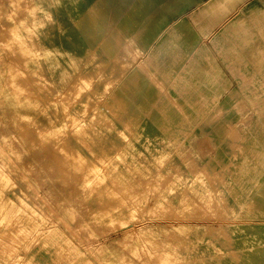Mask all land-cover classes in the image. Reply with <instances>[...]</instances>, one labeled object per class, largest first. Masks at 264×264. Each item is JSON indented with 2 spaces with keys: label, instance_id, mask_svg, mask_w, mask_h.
Listing matches in <instances>:
<instances>
[{
  "label": "rangeland",
  "instance_id": "obj_1",
  "mask_svg": "<svg viewBox=\"0 0 264 264\" xmlns=\"http://www.w3.org/2000/svg\"><path fill=\"white\" fill-rule=\"evenodd\" d=\"M88 1L61 0V27L55 26L45 40L60 51L51 61L56 60L51 70L55 79L70 75L63 86H54L39 69L21 62L14 65V77L2 81L16 89L19 101L28 100L44 117L54 116L61 102L68 106L61 112L60 125L51 128L43 127L35 116L0 115V148L5 154H0V209L6 201L13 206L9 215L0 216V264H264V213L239 215L238 222L252 223L227 220L226 202L213 187L216 184L200 175L202 161L213 155L224 137L242 134L246 117L258 120L246 92L263 88L264 82L244 70L247 76L240 78L242 70L235 67L247 63L226 61L241 56L225 54L224 43L213 45L217 33L213 32L238 15L249 18L243 9L253 8L256 15L242 24L248 40L259 39L257 49L264 56V0H199L163 13L160 32L177 26L173 42L178 51L171 63L147 68L159 112L157 129L142 130L150 135L160 132L177 147L191 131L198 133L196 143L191 140L179 148L143 134H122L100 109L106 95V88L99 91L103 78L93 79L82 93L70 90L92 72V60L76 59L83 43L75 23ZM220 3L226 11L218 7ZM2 43L0 34V63L9 60ZM138 69L144 72L143 67ZM171 71L185 85L175 88L174 94L191 107L189 113L165 109L163 97L175 82L165 78ZM234 89L243 109L236 111L234 102L224 105L220 116L228 118V133L201 128L209 105L204 100L223 101ZM252 99L260 104L263 97L257 94ZM177 122L186 125L179 128ZM249 130L254 131L252 145L257 147L251 163L241 158L238 164L223 167L229 177L242 181L235 182L239 186L264 179V128ZM211 131L218 133L210 136ZM103 139L113 148L108 156L101 150ZM16 161L22 169H17ZM64 210L71 216H64Z\"/></svg>",
  "mask_w": 264,
  "mask_h": 264
},
{
  "label": "crops",
  "instance_id": "obj_2",
  "mask_svg": "<svg viewBox=\"0 0 264 264\" xmlns=\"http://www.w3.org/2000/svg\"><path fill=\"white\" fill-rule=\"evenodd\" d=\"M195 1L199 0H89L83 6L82 13L76 21V30L82 40L83 50L81 53L77 52L76 59L79 61L81 56L85 60L84 56H86L87 59L92 60V73L96 77L104 79L99 83V88L102 90L108 87L100 109L108 119L113 121L116 128L123 130L125 134H143L153 142L158 140L168 146L177 147L160 132L154 131L153 135H150L142 130L157 129L155 118L158 117L159 112V108L155 105L158 100L156 101L154 92L150 90L152 75L147 71V68L153 64L171 63L178 51L173 42L174 29L177 26L167 28L163 33L160 32L164 25L163 13L184 9L185 6ZM243 11L249 18L238 15L228 23L221 24L217 28L218 30L213 32V34L217 33L211 41L213 45L224 43L229 47H222L225 54L232 53L241 56L240 58H224L226 61L237 60L247 63L245 67L243 66L244 68L235 67L236 70H242L238 74L240 78L247 76L243 73L244 70L251 72V76L264 80L263 51L257 49L261 43L258 38L252 41L248 40L247 36L249 35H246L245 32L247 27L242 24L244 19L251 22V17H254L258 11L250 7ZM210 25L211 32L214 25L213 23ZM152 39L156 41L148 51L146 49L150 46ZM166 50L169 54H165ZM137 66L143 67L144 72ZM231 68L234 69V67ZM165 78L175 81L170 83V88L163 97V102L167 104L165 109L176 113L178 111L189 113L191 107L183 105L184 100L177 98L174 94L175 88L180 89L185 85L175 80L172 71L170 74H166ZM242 85L247 86L246 83ZM261 85L263 88L254 90L249 88L246 92L250 95L249 101L252 109L258 113V120L254 121L252 116L246 117L241 125L244 130L242 134L224 137L223 142L216 146L213 155L202 161L201 174L205 179L207 178L208 182L216 184L213 187L218 190L220 198L226 202L223 210L225 218L239 224L252 223L238 222L242 212L248 217L254 215L258 210L264 213V179H253L252 183L239 186L235 182L242 181L229 177L228 171L223 167L238 164L237 159L241 158L251 163V154H254L257 147L252 145L255 135L254 131L249 129L264 128V82ZM227 93L223 101L211 98L204 100L209 105L204 109L207 112L204 115L206 120H201L199 123L201 128L223 129L222 132L228 133V118L220 116L224 105L234 102L238 112L243 108H241V100L235 89L229 90ZM257 94L263 97L260 104L252 99ZM213 104H216L214 108H212ZM176 124L179 128L186 125L181 122ZM132 129L135 130L133 133H131ZM215 133L218 132L211 131L210 136ZM189 134L179 147L189 144L191 140L197 142L198 133L191 131ZM249 173L256 174L257 171L251 170ZM231 174H236V172H231ZM236 192H246V194L238 196L235 195ZM256 194H258V198ZM220 207L222 208L221 205Z\"/></svg>",
  "mask_w": 264,
  "mask_h": 264
},
{
  "label": "bare ground",
  "instance_id": "obj_3",
  "mask_svg": "<svg viewBox=\"0 0 264 264\" xmlns=\"http://www.w3.org/2000/svg\"><path fill=\"white\" fill-rule=\"evenodd\" d=\"M60 4L61 0H0V34L2 35V47L6 51L5 57L9 59V62L4 61L0 63V115L2 117H6V113H15L24 117H38L42 122V126L46 128L58 127L60 125L61 112L67 111V103L61 104V102L60 105H56L54 116L44 117L40 114L41 110L35 108L28 100L22 99L19 101L17 97L19 93H16V89L2 84L5 78L12 79L14 77V65L19 62L27 67L33 66L35 70L39 69L40 75L54 86H63L68 81L70 76L68 73H64L63 76L61 75L59 80L53 76L51 70L55 68L53 67V63H56V60L51 61L55 59V55L60 53V51L55 44L51 43L47 45L45 43L53 28L57 26L59 30L61 27L58 19ZM75 26H77V23H75ZM37 49H40L39 54H37ZM95 77L94 73H87L80 80L75 81L73 85L75 88L70 90H76L79 93L84 92ZM37 88L39 89V87ZM107 88L106 92L108 91ZM18 90L22 92V87ZM102 90L99 89V91ZM73 123H75V120ZM119 131L127 135L123 130ZM92 141L96 140L93 139ZM101 144V150L104 152L103 155H110L113 148L104 139L101 140ZM0 154L2 156L5 155L1 148ZM4 161L8 162L6 158H4ZM16 167L17 169H22L20 161H16ZM170 187L173 188L172 186ZM12 210L13 206L10 202H3L0 216L6 217ZM63 215L67 217L71 216L68 210H64ZM101 220L108 221L107 218Z\"/></svg>",
  "mask_w": 264,
  "mask_h": 264
},
{
  "label": "clouds",
  "instance_id": "obj_4",
  "mask_svg": "<svg viewBox=\"0 0 264 264\" xmlns=\"http://www.w3.org/2000/svg\"><path fill=\"white\" fill-rule=\"evenodd\" d=\"M218 7L221 8V9H224V10L226 11V9H225V5H224L223 3H220V4L218 5Z\"/></svg>",
  "mask_w": 264,
  "mask_h": 264
}]
</instances>
